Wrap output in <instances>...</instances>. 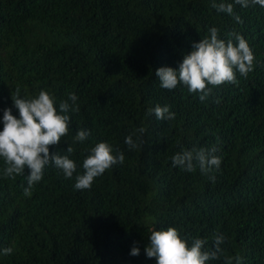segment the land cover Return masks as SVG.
<instances>
[{
	"label": "trees",
	"instance_id": "1",
	"mask_svg": "<svg viewBox=\"0 0 264 264\" xmlns=\"http://www.w3.org/2000/svg\"><path fill=\"white\" fill-rule=\"evenodd\" d=\"M221 0H0V130L11 92L43 89L59 101L78 97L69 132L50 151L77 164L66 179L53 164L30 196L27 174L5 178L0 159V264H155L145 246L152 229L175 227L182 237H225L223 256L264 264V7ZM233 3V0H224ZM236 16L240 20H236ZM218 29L221 39L241 34L253 50V71L237 83L213 87L204 100L183 84L168 90L155 71L178 68L186 53ZM235 42V41H234ZM168 105L173 119L151 109ZM141 147L129 149L125 137ZM89 131L83 142L79 130ZM107 142L123 164L76 189L88 149ZM216 146L221 165L210 175L174 166L183 150ZM133 246L137 256L130 255ZM13 252L4 255L2 249ZM236 264V261H233Z\"/></svg>",
	"mask_w": 264,
	"mask_h": 264
},
{
	"label": "clouds",
	"instance_id": "2",
	"mask_svg": "<svg viewBox=\"0 0 264 264\" xmlns=\"http://www.w3.org/2000/svg\"><path fill=\"white\" fill-rule=\"evenodd\" d=\"M234 4L241 7H249L250 4H259L264 7V0H233V3L213 4L219 12L229 15L234 13ZM237 21L239 16L235 17ZM234 39H221L218 29L212 27L209 34L198 42H194L193 48L186 53L178 68L162 66L156 69L155 75L159 78L160 86L168 90L183 84L191 93H199V99L204 101L211 93L213 87L225 83H237V73L241 76L253 71L255 56L246 39L239 33H229ZM235 41V42H234ZM14 107L19 116L13 115L12 108L3 111V129L0 130V159L4 167L2 174L5 178H15L27 174V187L24 195L30 196L33 186L42 180L43 170L46 165L53 164L66 179H71L76 173L77 164L70 158L74 151L71 145L65 149L66 154L50 151L53 146H59L61 138L69 132V113L79 112L78 97L75 93H69L66 99L59 101V110L56 107V98L46 90H39L33 96H21V89L17 87L15 93L11 92ZM150 112L154 113L158 120L173 119L174 113L168 105L157 104ZM136 139L133 135L125 137L124 143L129 149L141 147V136L145 132L139 128ZM89 131H77L74 140L83 142L89 136ZM216 146L208 148H193L176 153L172 157L174 166H179L185 171L193 172L196 167L202 174L209 175V179L215 180L210 175L218 170L222 158L217 155ZM125 155L123 151L113 148L107 142H98L90 149L83 159V173L75 176L76 189H90L94 179L101 176L107 169L116 164H123ZM182 237L175 227L157 230L152 229L145 246V254L148 258H155V264H210L211 261L220 260L223 256L225 237L222 234L213 235V247L207 248L206 239ZM4 255L13 252L11 247L2 249ZM139 247L133 246L130 255L137 256ZM239 264L240 258L224 257L223 264Z\"/></svg>",
	"mask_w": 264,
	"mask_h": 264
}]
</instances>
